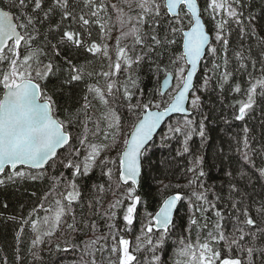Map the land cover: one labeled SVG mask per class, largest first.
<instances>
[{
	"label": "snow or ice",
	"instance_id": "snow-or-ice-1",
	"mask_svg": "<svg viewBox=\"0 0 264 264\" xmlns=\"http://www.w3.org/2000/svg\"><path fill=\"white\" fill-rule=\"evenodd\" d=\"M84 7L90 8V16L98 17L100 11H106L107 6L101 0L96 4L95 0H82ZM129 9L136 11V15H130L124 8L117 4H111V8L117 13V21L120 25V35L115 41V59L110 54L108 44H98L94 40L85 41L84 33L90 37L88 26L96 23L100 27L102 39L111 38V27L101 24L99 19L90 20L84 14L75 15L73 0H0V86L3 95L0 97V185L7 181L17 179L40 180L47 176L48 169L55 170L58 165L65 170H71L70 177L60 172L58 176L52 177L53 203L55 207L44 208L46 213L43 218L32 221V228L39 231V226H50V230L43 235L52 236L61 224H65L71 232L79 231L75 215L72 222L67 223L65 217L73 212V205L78 203L81 197L80 186L77 180L87 177L99 167L101 174L108 177L111 182L114 171L118 173L117 188L129 185L123 199H116L105 209L103 218L110 221L107 224L109 233L107 236H97L95 239L85 243V255L92 257L91 264H97L96 252H103L104 246L95 247L99 241H107L109 238L115 243L111 253L118 254V264H139L135 252H139L145 245L153 252V260L160 264V256L155 255L157 250L163 249L170 227H175L173 213L177 203L184 196L177 192L162 201L158 211L149 217L147 224L141 226V234L137 236V244L130 250V241L122 235L118 236L114 220L117 217L114 209H123V220L125 230L131 231L135 220L137 205L141 203V197L136 195V188L141 176L142 159L149 150V142L154 134L161 128L164 118L170 113H186V102L191 94V106L199 109L200 97L196 95L194 76L198 65L206 52L215 56L218 49L210 44V37L205 30L202 21V10L199 0H121ZM47 4V7L45 6ZM242 5V0H210L203 11L211 10L212 19L217 15L222 18L215 25L217 31L215 40L222 45L226 53L229 45L228 38L224 35V27L234 20L242 24V11L234 5ZM7 8L8 10H2ZM82 11V10H81ZM59 13V22L53 27L52 18ZM15 13V15H13ZM64 21H69L68 28H62ZM79 23L82 31L71 28V22ZM150 31L145 30V26ZM47 31L42 33L41 29ZM127 28V31L123 30ZM163 29V35L160 34ZM58 34L55 43L49 39V35ZM255 34V33H254ZM43 35L46 42L44 47L35 42ZM181 41L182 50L177 52L178 39ZM130 40V43L122 45V41ZM264 43V37H258ZM45 48L51 49L49 55ZM67 49H83L94 57L102 56L109 61L108 71L94 73L88 71L85 65H79L67 56L63 57V63L57 62L62 51ZM236 58L241 61L240 70H246L248 65L243 62L241 52L235 53ZM261 64L260 76L253 77L249 72L248 88L246 89V101H239L237 120H244L247 111L253 108L257 95L264 96V49L260 53ZM41 57H44L42 59ZM167 57L168 64L175 66V75L166 72L164 84L170 83V79L176 81L175 87L169 92L162 89H153L146 93L141 86L140 70L145 63L148 71L153 75L165 70L164 61ZM45 59L47 62L45 63ZM228 59L225 55L223 65L215 64L213 68L223 71L220 73L221 88L229 83L233 75L227 70ZM252 68H256L253 60ZM121 73L125 74L123 82L120 81ZM102 76L105 80L101 84L99 80L95 83L86 84V94L83 103L78 109L65 110L64 118L57 116L58 102L56 95L62 92L65 86L84 82L86 78ZM49 82L51 86L49 87ZM210 77L205 75L202 88H207ZM241 92L240 84H235L232 89ZM123 101V106L134 119L125 131V122L117 105V98ZM91 97V99H90ZM100 105L99 108L92 101ZM116 105V106H114ZM193 121L185 118L183 122H177L176 126L168 125L167 131L161 135L162 142L168 141L176 136L183 137V152H188V141L191 139L196 128ZM78 128L80 131L74 136L71 129ZM205 126L199 124V135L205 138ZM245 139L242 158L246 165L255 168V162L249 155L250 145L247 138L248 129H244ZM102 137L100 142H93L92 138ZM58 149H64L67 153L58 154ZM83 152V156H82ZM115 153V155H111ZM51 162V163H50ZM203 157H197L196 164L188 171L195 173L193 179L189 180L188 186L197 189L189 197L190 211L189 224L197 225L195 213L199 212L205 223L201 228H207V216L204 214L214 210L217 222L214 224L215 232L209 231L208 238L201 242L199 233L195 243H185L180 249L179 256L187 259L183 264H253L254 248L246 247L242 242L247 236L252 240L257 239V232L264 235V229L257 228L256 231H245V227L251 229L256 227L257 220L250 215V206L240 207L241 201L230 203L232 209L239 211L243 216L241 224L233 227L231 234H225L223 225L220 223L224 216L217 209L216 202L208 199V189L200 181L206 173L202 168ZM18 166H26L29 170L37 172L18 170ZM47 166V167H46ZM106 169V171H105ZM6 170H8L6 172ZM258 180L264 181V167L256 168ZM229 178L233 177L228 172ZM252 175H255L253 173ZM252 175L249 171L241 170L236 183L230 184V193L240 194V181L251 183ZM64 185L63 191H57L60 185ZM97 192L105 191L104 185H94ZM109 187H111L109 183ZM167 187V186H165ZM116 193L113 192V195ZM195 198V203L192 202ZM47 199V197H45ZM216 201L221 197L216 195ZM125 201H130L125 207ZM100 201L97 200V204ZM205 205H207L205 207ZM6 206V205H5ZM91 207V204L89 205ZM35 211V210H34ZM255 213L264 222V200L255 208ZM87 226V225H86ZM96 231V225H91ZM154 228L159 232L157 238H153ZM223 242L228 255L222 256L221 250L214 244ZM42 243V238L37 235L32 241V246ZM73 248L77 247L72 245ZM59 248V245H57ZM68 249L66 248L65 251ZM233 250L246 253L247 261L241 257L231 255ZM264 253V248L259 249ZM110 264H117L112 261ZM180 264V261H177Z\"/></svg>",
	"mask_w": 264,
	"mask_h": 264
},
{
	"label": "trees",
	"instance_id": "trees-1",
	"mask_svg": "<svg viewBox=\"0 0 264 264\" xmlns=\"http://www.w3.org/2000/svg\"><path fill=\"white\" fill-rule=\"evenodd\" d=\"M6 2L7 0H5ZM48 2L50 3L51 0H48ZM209 2L210 0H199L204 23L207 31L212 36L214 29L209 17L211 10L203 11ZM95 3L99 4L101 0H95ZM103 3L107 6V10L100 11L98 17L90 16L91 9L84 7L82 0H73L74 12L76 16L84 14L85 18L90 20L99 19L101 24L112 28L111 38L102 39L99 25L92 23L88 26L91 36L89 37L87 33H84V38L86 42L94 40L98 44H108L110 54L114 60L115 41L116 37L120 35L121 29L116 19L117 13L110 5L117 4L118 7L124 8L125 12H129V9L121 0H103ZM242 5L243 7L239 4L234 6L239 11H242L243 16L241 19L243 23L237 24L234 20H230L224 27V35L229 40L227 52L225 53L222 45H220L215 55V60L211 64H206L207 60L205 58L201 63L195 80L196 95L200 97L199 109L192 108L191 97L189 101L191 114L189 116L177 115L169 119L148 145L149 150L142 159L140 181L136 188V195L141 197V203L137 205L134 223L129 226L131 231L125 230L123 209H114L117 213V217L114 220L117 227L113 229V232L118 229V236L122 235L125 239H128L131 242L130 250H132L137 244V236H141L142 241H144V237L141 234V226L147 224L149 219L147 213L154 214L163 199L170 194L179 192L184 196V199L178 202L175 216L173 217L175 227H170L162 251L157 250L155 253L161 258L160 264H177V261L183 264L187 258L179 256V251L184 247L185 243H195L198 233L201 242H203L208 238L209 231H216L214 224L217 222V218L214 215V210L204 214L207 216V228L200 227V225L205 223V220L199 212L195 213L198 224H189V216L192 212L190 211L188 198L191 197V193L194 190L202 191V189H197L195 186H188L189 180L195 176V173L188 170L195 166L197 157H203L202 168L206 175L201 177L200 181L209 190L208 199L216 202L217 209L224 216L220 223L223 225L225 234H231L233 227L243 221V216L240 215L239 211L230 207V203L233 201H241V208L250 206L252 209L250 215L257 220L256 227L251 229L245 227V231L255 232L257 228L264 229V222L255 213V208L264 200V181L256 178L258 176L256 168L264 167V96H256L255 104L251 110L247 111L244 120L235 118L238 115L240 106L238 102L246 101L247 99L245 93L249 86L248 73L251 72L253 77H259L261 74L259 61L261 60L260 53L264 49V43H261L258 37H264V0H242ZM45 6L47 7V4ZM3 9L8 10L7 8ZM138 11L139 9H136V11L129 12V14L135 16ZM216 17H218L216 22L222 18H227L221 15ZM59 19L60 16L57 12L52 18L53 27L59 22ZM69 23V21H64L62 28H68ZM71 28L82 31L80 24L75 21L71 22ZM123 30L127 31V28ZM145 30L150 31L147 25ZM41 31L44 33L47 29L44 28ZM159 31L163 35V29ZM49 39L52 43H55L56 39H58V34L49 35ZM177 39L176 51L179 52L181 51V41L179 37ZM45 43L42 35L33 47L37 45L44 47ZM126 43H130V40L122 41V45ZM45 51L51 55L50 48H45ZM236 52H241L243 55V62L248 65L246 70L239 69L241 61L236 58ZM225 55L228 59L227 70L233 75L230 77L229 83L221 88L220 73L223 68L216 70L213 65L214 63L223 65ZM64 56L71 58L76 64L85 65L88 71L94 73L109 70V61L107 59L102 56L94 57L83 49L65 48L61 57H57V62L62 64ZM41 58L44 59V57ZM253 60L256 61L255 69L251 66ZM46 62L47 60L45 59ZM164 66L165 70L156 75L148 71L147 63L140 70L141 86L146 93H151L153 89L159 88L160 79L166 72L172 73L173 76L175 75V66L168 64L167 57H165ZM205 75L210 77V82L207 88H202L201 85ZM119 79L123 82L125 74L121 73ZM96 80H99L101 84L105 83L102 76H93L86 78L84 82L65 86L63 91L56 95L58 102L57 116L63 119L65 110L78 109L83 103V96L86 94V84L95 83ZM51 83L49 82V87ZM237 83L241 86V92L239 93L232 90ZM175 84L176 81L174 80L172 88L175 87ZM1 92L2 86H0V95ZM92 103L97 108L100 107L97 101L93 100ZM116 104L120 105L119 111L122 113L125 131L127 132L129 130L128 125H130L134 117L127 112L119 95ZM185 118L192 120L194 122L193 127L196 128V131L188 141V152H183L182 136H176L164 142L161 140V135L167 131L168 125L176 126L178 121L182 123ZM201 122L205 126V138H201L199 135V124ZM245 128L248 129L249 155L255 162V168L246 165L242 158ZM71 131L75 136L80 129L74 127ZM92 139L93 142H100L102 137ZM58 154L66 155L67 153L64 149H60ZM111 155L114 156L115 153ZM18 170L32 171L34 173L39 171L23 167L18 168ZM241 170L249 171L250 175L255 173V175H252L251 183L239 182L240 194L230 193V184L238 181ZM60 172H64L65 176L68 177L71 175V170H65L57 165L55 170L48 169L47 176L44 179L6 180L5 184L0 185V264H91L92 257L85 255V243L95 239L97 236L108 235L107 224L110 221L103 218L105 209L114 200L123 199L127 188L131 185H123L117 188L118 173L114 171L112 181L109 182L108 177L101 174V169L99 167L95 168L89 176L77 180L81 197L79 202L73 205V212L65 217L67 223H71L72 215L74 214L77 228L80 230L71 232L67 229L65 223L61 224L52 236H46L43 233L50 230V226L41 225L39 226V231H36L32 228V221L43 218L45 215H50L41 209L40 205L42 203L44 208L55 207L53 203L54 195L50 194L53 184L52 177L58 176ZM228 172H232V178H229ZM0 179H6V176H0ZM109 183L111 187H109ZM94 185H104L105 191L103 193L97 192L93 187ZM63 190L64 185L61 184L57 191ZM113 192L116 194L113 195ZM216 195L221 197L220 201L215 200ZM97 200L100 201L99 204H97ZM129 202L125 201V207ZM192 202L195 203L194 197H192ZM90 204L91 207L89 206ZM93 223L96 225L95 232L91 227ZM37 235L41 236L42 243L33 247L32 241ZM158 236L159 232L154 229L153 238L155 239ZM114 243L110 238L107 241H99L95 247L104 246V251L95 253L97 264H110L112 261L118 264V254L111 253ZM242 243L246 247L254 248L253 264H264V253L259 251V249L264 248V235L257 232L255 241L252 240L251 236H247ZM57 245H59V248H57ZM72 245L77 247L73 248ZM213 246L221 250L222 256L228 255L223 242ZM66 248L68 249L67 251H65ZM134 254L137 256L139 264H157L153 260V252L146 245ZM231 255L241 257L245 262L247 261L246 253H242L239 250H233Z\"/></svg>",
	"mask_w": 264,
	"mask_h": 264
},
{
	"label": "water",
	"instance_id": "water-1",
	"mask_svg": "<svg viewBox=\"0 0 264 264\" xmlns=\"http://www.w3.org/2000/svg\"><path fill=\"white\" fill-rule=\"evenodd\" d=\"M2 10H5V9H3L2 8ZM5 11H7V10H5ZM202 21H203V23H204V20H203V17H202ZM205 24V23H204ZM205 30L207 31V28H206V25H205ZM208 32V31H207ZM208 34H209V37H210V43H211V34H210V32H208ZM181 50H182V48H181ZM206 55V54H205ZM205 58V56L202 58V60H201V62H200V64L198 65V68H197V73H196V75L194 76V85H195V80H196V76L198 75V73H199V70H200V67H201V63H202V61H203V59ZM173 75V74H172ZM165 78H166V74L160 79V82H159V89H162V90H165V91H169V90H171V88H172V86H173V82H174V79H170V83L169 84H167V85H165L164 84V80H165ZM2 95H3V90H2V92H1V95H0V97H2ZM191 95V94H190ZM190 95H189V101H190ZM189 101L188 102H186V108L188 109V111L186 112V113H170L168 116H166L165 118H164V121L162 122V126L169 120V119H171L172 117H174V116H177V115H180V116H189L190 114H191V110L189 109ZM162 126H161V128H162ZM161 128L160 129H158L157 130V133L156 134H154V136H153V139L155 138V136L158 134V132L161 130ZM152 139V140H153ZM151 142V141H150ZM149 142V143H150ZM60 149H58V151H59ZM20 167H23V168H27L26 166H18V168H20ZM141 171H142V169H141ZM139 181H140V177H139ZM129 184H130V182H129ZM174 194H176V193H173V194H170V195H174ZM170 195H168V196H170ZM168 196H166L164 199H166ZM163 199V200H164ZM161 204H162V202H161ZM161 204H160V206H161ZM177 205H178V203H177ZM159 206V207H160ZM159 207H158V209H159ZM158 209L156 210V211H158ZM175 212H176V210H174V213H173V217L175 216ZM155 214V213H154ZM153 214V215H154Z\"/></svg>",
	"mask_w": 264,
	"mask_h": 264
},
{
	"label": "rangeland",
	"instance_id": "rangeland-1",
	"mask_svg": "<svg viewBox=\"0 0 264 264\" xmlns=\"http://www.w3.org/2000/svg\"><path fill=\"white\" fill-rule=\"evenodd\" d=\"M209 17H210V19H211V21H212V26H213V29H214V33L212 34V39H211V43H210V44L218 49L219 46L221 45V44H219V43L215 40V34H216V31H217L215 25H216V23H217L216 21H217L218 17H216V20H213V19H212L211 12H210V16H209ZM205 59L207 60V63H206V64H211V62H213V61L215 60V56H213V55H211V54H209V53L206 52ZM172 89H173V88H172ZM172 89H171V90H172ZM171 90H170V91H171ZM190 98H191V95H190ZM154 229H155V228H154Z\"/></svg>",
	"mask_w": 264,
	"mask_h": 264
}]
</instances>
